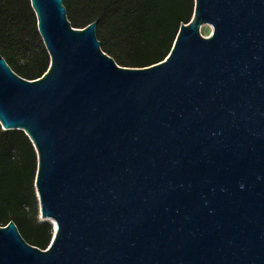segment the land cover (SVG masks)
I'll return each instance as SVG.
<instances>
[{"label": "water", "instance_id": "1", "mask_svg": "<svg viewBox=\"0 0 264 264\" xmlns=\"http://www.w3.org/2000/svg\"><path fill=\"white\" fill-rule=\"evenodd\" d=\"M30 5L49 67L29 81L0 56V127L32 143L53 237L0 226V264H264V0H194L145 68L63 0Z\"/></svg>", "mask_w": 264, "mask_h": 264}, {"label": "trees", "instance_id": "2", "mask_svg": "<svg viewBox=\"0 0 264 264\" xmlns=\"http://www.w3.org/2000/svg\"><path fill=\"white\" fill-rule=\"evenodd\" d=\"M63 5L73 28L97 23L100 48L118 66L145 68L167 57L180 25L192 19L194 0H63ZM0 56L25 80L47 71L49 56L30 0H0ZM36 172L29 138L0 127V226L13 222L28 244L46 250L53 228L38 221Z\"/></svg>", "mask_w": 264, "mask_h": 264}, {"label": "rangeland", "instance_id": "3", "mask_svg": "<svg viewBox=\"0 0 264 264\" xmlns=\"http://www.w3.org/2000/svg\"><path fill=\"white\" fill-rule=\"evenodd\" d=\"M210 33H211V30H210L209 28H207V27H204V28L202 29V31H201V34H202L204 37H208V36H210ZM38 221H39V222H43V221H44V219H42L41 216H40L39 208H38Z\"/></svg>", "mask_w": 264, "mask_h": 264}]
</instances>
